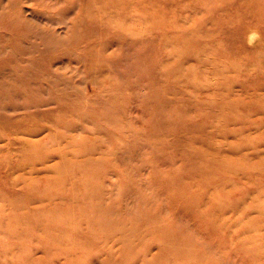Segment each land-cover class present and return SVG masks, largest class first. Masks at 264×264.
Returning a JSON list of instances; mask_svg holds the SVG:
<instances>
[{
	"label": "rangeland",
	"instance_id": "obj_1",
	"mask_svg": "<svg viewBox=\"0 0 264 264\" xmlns=\"http://www.w3.org/2000/svg\"><path fill=\"white\" fill-rule=\"evenodd\" d=\"M0 264H264V0H0Z\"/></svg>",
	"mask_w": 264,
	"mask_h": 264
},
{
	"label": "bare ground",
	"instance_id": "obj_2",
	"mask_svg": "<svg viewBox=\"0 0 264 264\" xmlns=\"http://www.w3.org/2000/svg\"><path fill=\"white\" fill-rule=\"evenodd\" d=\"M253 38V37H252Z\"/></svg>",
	"mask_w": 264,
	"mask_h": 264
}]
</instances>
